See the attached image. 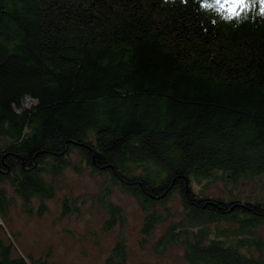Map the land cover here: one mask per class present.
I'll return each instance as SVG.
<instances>
[{
  "label": "trees",
  "instance_id": "16d2710c",
  "mask_svg": "<svg viewBox=\"0 0 264 264\" xmlns=\"http://www.w3.org/2000/svg\"><path fill=\"white\" fill-rule=\"evenodd\" d=\"M213 4L0 0V264H26L3 223L14 196L29 215L41 201V214L69 167L133 196L144 241L175 216L162 204L177 191L182 213L156 251L178 244L185 264H264V16L257 4L227 20ZM215 180L253 191L205 196ZM107 184L104 230L123 221ZM105 264H126L121 237Z\"/></svg>",
  "mask_w": 264,
  "mask_h": 264
},
{
  "label": "rangeland",
  "instance_id": "374dc122",
  "mask_svg": "<svg viewBox=\"0 0 264 264\" xmlns=\"http://www.w3.org/2000/svg\"><path fill=\"white\" fill-rule=\"evenodd\" d=\"M72 159L79 161L75 154ZM104 183H108L105 175H92L89 167L80 172L69 167L61 177L56 196L42 202L45 210L41 214L35 211L41 201L33 200L34 212L29 215L22 211V203L14 196L10 219L3 223L17 247L19 253L16 255L24 257L26 264H105L121 237L125 244L126 264H185L182 246L175 244L163 251H156L154 247L169 223L179 219L182 213L178 192L174 191L162 204L175 216L156 224L144 241L141 234L144 214L137 200L110 183L106 185L109 187L108 201L121 208L123 221L117 220L111 228L104 230L109 216L97 200ZM202 186L205 196L222 199L246 197L253 191L252 184L247 182L231 185L228 192L220 180L207 181ZM66 197L71 201L72 211L62 214V201ZM0 236H4L1 229Z\"/></svg>",
  "mask_w": 264,
  "mask_h": 264
},
{
  "label": "snow or ice",
  "instance_id": "6c2138e0",
  "mask_svg": "<svg viewBox=\"0 0 264 264\" xmlns=\"http://www.w3.org/2000/svg\"><path fill=\"white\" fill-rule=\"evenodd\" d=\"M259 4V14L264 16V0H214L215 10L223 19L239 20Z\"/></svg>",
  "mask_w": 264,
  "mask_h": 264
},
{
  "label": "built area",
  "instance_id": "2783aa9c",
  "mask_svg": "<svg viewBox=\"0 0 264 264\" xmlns=\"http://www.w3.org/2000/svg\"><path fill=\"white\" fill-rule=\"evenodd\" d=\"M2 222L0 221V224H1Z\"/></svg>",
  "mask_w": 264,
  "mask_h": 264
}]
</instances>
